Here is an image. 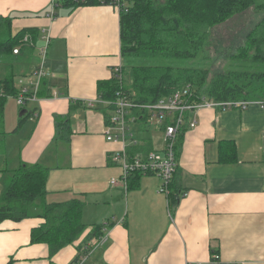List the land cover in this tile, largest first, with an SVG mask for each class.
<instances>
[{
    "label": "crops",
    "instance_id": "obj_1",
    "mask_svg": "<svg viewBox=\"0 0 264 264\" xmlns=\"http://www.w3.org/2000/svg\"><path fill=\"white\" fill-rule=\"evenodd\" d=\"M49 3L0 0V16L11 17L15 32L34 30L35 38L28 32L22 36L23 47L12 55L16 61L22 52L28 60L33 50H47L28 76L25 65L16 73L8 65L0 79L13 71L15 88L32 90V73L42 61L48 94L34 100L39 102L32 119L13 132L19 145L0 149V183L3 191L9 170L22 164L48 168L44 201L80 198L87 228L50 255L45 243L30 242L31 229L44 222L37 203L25 219L0 221V264H75L81 258V264H211L213 254L214 264H264V106L257 100L244 110L188 112L187 121L195 119L196 125L185 124L176 142L178 167L171 183L179 193L177 204L157 191L161 180L153 175H140L134 183L133 174L126 186L111 184L120 177L112 158L121 142L105 137L112 110L99 102L97 83L122 65L119 8L62 2L60 9L59 2ZM16 74L25 76L17 84ZM62 119L71 131L67 140L57 133ZM131 128L138 141L129 145L130 153L161 148V136L140 135L146 124ZM221 148L233 157L221 160ZM97 224H102L100 237L85 242Z\"/></svg>",
    "mask_w": 264,
    "mask_h": 264
},
{
    "label": "trees",
    "instance_id": "obj_2",
    "mask_svg": "<svg viewBox=\"0 0 264 264\" xmlns=\"http://www.w3.org/2000/svg\"><path fill=\"white\" fill-rule=\"evenodd\" d=\"M62 2L85 6L115 4L112 0ZM247 10L262 12V15L231 42L227 53L229 69L212 72L209 68L178 66L177 61L181 58L193 59L202 53L203 58L208 57L205 53L208 47L211 48L209 30ZM118 19L122 78L113 76L99 81L100 99L113 100L121 89L134 102H152L181 86H190L197 94L195 99L204 96L217 102L264 101V0H122ZM26 32L35 38L32 29L13 33L11 17L0 16V62L13 55L14 48L20 50L23 47L21 38ZM212 45L217 51L216 43ZM126 71L130 74L128 83L124 81ZM46 84L42 79L38 97L48 95ZM19 92L15 88L13 71L0 79V139L4 135L6 100L9 96L16 97ZM22 109L24 106H20ZM30 113L26 110L19 116L13 132ZM56 127L61 138L69 139L71 131L66 119L58 120ZM220 155L221 160L231 159L233 152L227 154L221 148ZM9 171L10 181L0 194V221L25 219L29 210L39 203V216L44 222L31 229L30 242L45 243L50 255L73 243L83 233L85 224L81 221L83 201L80 198L56 203L44 201L48 168L34 163L22 164ZM138 177L140 174L134 173V183ZM167 197L170 205L179 200L177 188L172 183ZM101 227L102 224L93 226L85 242L100 237Z\"/></svg>",
    "mask_w": 264,
    "mask_h": 264
},
{
    "label": "built area",
    "instance_id": "obj_3",
    "mask_svg": "<svg viewBox=\"0 0 264 264\" xmlns=\"http://www.w3.org/2000/svg\"><path fill=\"white\" fill-rule=\"evenodd\" d=\"M54 3V0H50ZM73 2H85L87 0H72ZM115 3L113 6L119 8L122 0H112ZM54 13H51V18L54 19ZM28 36L24 37V41ZM47 44V42H46ZM19 49L14 48L13 53H18ZM45 48H41V54L44 59ZM122 65L114 67V76L119 80L122 78ZM47 73L43 70V62L36 68L32 77L33 89L21 87L19 94L15 97L17 105L24 106L27 102L37 100V91L43 77ZM197 94L190 86H181L167 95H162L157 100L152 102H134L122 90H118L113 100H102L100 103H105L111 107L109 121L105 126V137L109 141L121 142V149L113 156L115 161L121 168L119 181L112 179L111 184L120 182L126 186L127 178L134 173L140 175H153L161 180L158 192L168 196L170 193V185L173 176L178 167L176 157V146L180 132L183 126L187 124L188 128H194L196 125L195 119L187 121V114L191 110L201 107H217L221 109L247 107L248 101H233L217 102L216 100H207L201 96L195 99ZM264 106V101H258ZM91 103V102H90ZM89 102L88 106H91ZM149 123L154 129H158L161 133V148L158 150H149L144 154L130 153L129 145L134 146L137 143V138L131 128H138L144 123ZM218 260V256L213 254L210 263L214 264ZM77 261V260H76ZM75 264H81L83 259H79Z\"/></svg>",
    "mask_w": 264,
    "mask_h": 264
},
{
    "label": "rangeland",
    "instance_id": "obj_4",
    "mask_svg": "<svg viewBox=\"0 0 264 264\" xmlns=\"http://www.w3.org/2000/svg\"><path fill=\"white\" fill-rule=\"evenodd\" d=\"M56 2H59V8H63L60 4L62 3V0H54ZM51 3V1H50ZM49 3V6H50ZM56 7V8H58ZM25 13L30 14V15H35L33 11H26ZM262 15V12L255 13L253 10H247L243 13L236 14L233 17H230L227 21L221 23L220 25H217L211 28L209 30L210 36L209 39L211 41V48L208 47L206 51V55L208 57H204V53H202L196 58L193 59H179L177 63L179 64L178 66L181 67H203V68H209L210 71H219V70H226L229 69V61L227 60V53L228 50L231 48V42L236 38V36H241L243 34V31H245L254 21H256L260 16ZM16 30L12 29V32L14 33ZM212 43H216L217 45V51H215L214 45ZM44 45V44H43ZM27 48L24 46L23 50ZM45 48V53L47 52L46 47ZM37 49V48H36ZM227 49V51H226ZM34 53L28 60H26V55L22 52V55L19 58V61L17 60V57L15 56H9L7 59H4L3 61L0 62V77L3 76V69L7 65H11L12 68H14V71L19 69L22 65L26 68V76H28V71L31 69L32 64L34 65L35 63H38L41 58L43 57V54H41V51L39 54L36 53L35 50H33ZM44 53V57H45ZM123 62V61H122ZM154 63H159L155 61ZM2 70V71H1ZM130 75V74H129ZM129 75L128 72L124 74V81L125 83H128L129 81ZM20 77H25V76H18L16 74V84L18 83ZM38 101L33 102H27L24 105V109L32 111L33 109L38 108ZM19 112H20V107L15 103V96H9L6 100L5 103V109H4V117H3V130H4V140L1 138L0 140V149L2 151H9L13 146H18L19 145V137H17L16 134L13 133V129L16 127L18 124V118H19ZM7 113V114H6ZM32 119L31 116L26 117V122ZM25 122V123H26ZM27 129V127H26ZM142 136H147V135H152L156 137H160L161 133L160 131L156 130L153 128L151 124L148 122L146 123V131L140 134ZM3 183V180H2ZM2 191V184L0 183V192ZM87 227L85 226V229ZM90 256V255H89ZM88 256V257H89ZM90 261L86 262L85 264H89Z\"/></svg>",
    "mask_w": 264,
    "mask_h": 264
},
{
    "label": "water",
    "instance_id": "obj_5",
    "mask_svg": "<svg viewBox=\"0 0 264 264\" xmlns=\"http://www.w3.org/2000/svg\"><path fill=\"white\" fill-rule=\"evenodd\" d=\"M25 111H26L25 109L20 110L19 116H22L25 113Z\"/></svg>",
    "mask_w": 264,
    "mask_h": 264
},
{
    "label": "bare ground",
    "instance_id": "obj_6",
    "mask_svg": "<svg viewBox=\"0 0 264 264\" xmlns=\"http://www.w3.org/2000/svg\"><path fill=\"white\" fill-rule=\"evenodd\" d=\"M121 82V81H120ZM120 89V88H119ZM121 90V89H120ZM159 188V187H158ZM169 196V195H168Z\"/></svg>",
    "mask_w": 264,
    "mask_h": 264
}]
</instances>
